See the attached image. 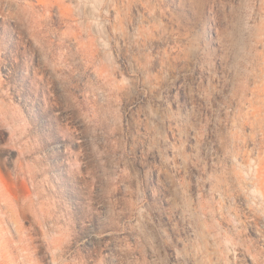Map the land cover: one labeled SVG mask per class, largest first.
Instances as JSON below:
<instances>
[{
  "label": "rangeland",
  "instance_id": "1",
  "mask_svg": "<svg viewBox=\"0 0 264 264\" xmlns=\"http://www.w3.org/2000/svg\"><path fill=\"white\" fill-rule=\"evenodd\" d=\"M0 264H264V0H0Z\"/></svg>",
  "mask_w": 264,
  "mask_h": 264
}]
</instances>
